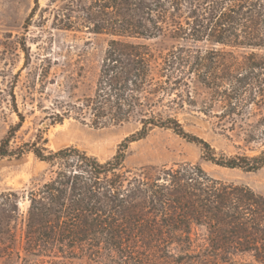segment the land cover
I'll list each match as a JSON object with an SVG mask.
<instances>
[{
  "label": "trees",
  "instance_id": "1",
  "mask_svg": "<svg viewBox=\"0 0 264 264\" xmlns=\"http://www.w3.org/2000/svg\"><path fill=\"white\" fill-rule=\"evenodd\" d=\"M49 8L57 29L111 37L94 92L57 101L50 124L74 119L99 130L136 121L140 129L101 162L75 147L50 151L41 138L12 149L24 123L19 115L0 143V159L32 153L50 173L28 192L26 256L56 264H159L175 247L182 261L228 264L250 255L264 264V196L215 179L200 165L137 173L125 164L131 144L164 129L199 146L213 165L264 168V151L217 154L179 118L196 111L228 138L264 142V0H50ZM38 9L36 0L27 29ZM166 37L170 49L146 43ZM197 88L206 94L201 101ZM8 204L0 232L11 233L19 195L1 194L0 206ZM196 228L206 230L202 240L194 238Z\"/></svg>",
  "mask_w": 264,
  "mask_h": 264
},
{
  "label": "rangeland",
  "instance_id": "2",
  "mask_svg": "<svg viewBox=\"0 0 264 264\" xmlns=\"http://www.w3.org/2000/svg\"><path fill=\"white\" fill-rule=\"evenodd\" d=\"M49 3L50 0H39L37 14L27 29L26 20L36 0H0V143L9 129L19 123L21 114L24 123L11 142L12 149L41 138L47 141L45 147L50 151L75 147L106 162L126 138L140 129L139 123L97 130L74 119L51 125L48 117L57 101L76 102L94 92L101 58L111 37L55 28ZM146 43L161 50L170 49L173 44L169 37ZM75 79L79 80L78 88H74ZM195 92L199 101L206 96L200 88ZM179 118L187 132L210 143L217 154L255 156L264 151L263 141L246 143L236 134H229L228 138L219 130L214 131V120L196 111H188ZM202 155L199 146L173 131L155 129L147 138L130 145L125 164L137 173L183 164L200 165L215 179L248 186L264 196V168L252 173L221 168L204 161ZM49 176V166L32 153L21 159H0V195L10 192L19 195V212L15 214L19 216L18 223L12 224L11 233L0 232V264H56L47 257L40 261L28 258L24 251L23 219L30 204L28 192ZM11 206H0V210L10 214ZM193 234L202 240L206 230L196 228ZM179 256L180 252L173 247L159 264H203L182 261ZM57 264L91 263L61 260ZM228 264L258 263L250 255H242Z\"/></svg>",
  "mask_w": 264,
  "mask_h": 264
}]
</instances>
